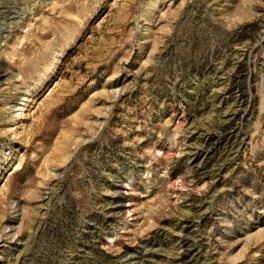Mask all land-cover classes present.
I'll return each mask as SVG.
<instances>
[{
  "label": "rangeland",
  "instance_id": "obj_1",
  "mask_svg": "<svg viewBox=\"0 0 264 264\" xmlns=\"http://www.w3.org/2000/svg\"><path fill=\"white\" fill-rule=\"evenodd\" d=\"M0 7V264H264V0Z\"/></svg>",
  "mask_w": 264,
  "mask_h": 264
},
{
  "label": "bare ground",
  "instance_id": "obj_2",
  "mask_svg": "<svg viewBox=\"0 0 264 264\" xmlns=\"http://www.w3.org/2000/svg\"><path fill=\"white\" fill-rule=\"evenodd\" d=\"M5 2H6V1H5ZM0 8H1V7H0ZM6 8H7V6H6ZM7 9H8V8H7ZM7 9H6V10H7ZM2 13H3V12H1V11H0V14H2ZM4 16H5V15H4ZM250 51H251V50H250ZM18 111H21V109H20V110H18Z\"/></svg>",
  "mask_w": 264,
  "mask_h": 264
}]
</instances>
